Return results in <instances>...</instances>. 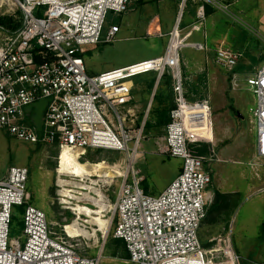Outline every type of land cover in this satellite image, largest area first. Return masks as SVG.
<instances>
[{
    "label": "built area",
    "instance_id": "2783aa9c",
    "mask_svg": "<svg viewBox=\"0 0 264 264\" xmlns=\"http://www.w3.org/2000/svg\"><path fill=\"white\" fill-rule=\"evenodd\" d=\"M23 12L22 28L12 33L0 27V129L19 140L58 145L61 161L66 151L79 159L88 151H121L129 155L112 203V217L104 241L122 240L129 260L137 264H240L231 234L224 245L206 249L199 230L213 202L206 192L212 183L208 160L192 151V117L210 113L207 102L193 105L186 99L179 25L170 32L163 55L89 74L85 48L111 42L120 26L109 25L113 16L129 11L132 0H16ZM207 50L204 43L190 44ZM214 61L234 75L241 55L220 46ZM172 71L175 107L157 144L159 154L179 157L183 166L159 195L142 187L145 177L136 161L145 139L146 119L138 127L133 101V78L156 72L158 83ZM234 77H236L234 75ZM256 97L252 109L256 123L255 150L264 160V62L246 78ZM156 92V90H155ZM48 99L42 138L26 108ZM150 101L147 116L151 110ZM210 116V115H209ZM211 123V118H210ZM85 183L83 177H79ZM29 169L11 166L0 179V264H100L104 247L93 256L83 254L70 240L77 238L65 225L68 238L52 231L46 214L31 205L27 192ZM91 201L94 203V201ZM14 206L24 207L22 235L10 237ZM79 226V223H78ZM24 239V243L22 240Z\"/></svg>",
    "mask_w": 264,
    "mask_h": 264
},
{
    "label": "rangeland",
    "instance_id": "374dc122",
    "mask_svg": "<svg viewBox=\"0 0 264 264\" xmlns=\"http://www.w3.org/2000/svg\"><path fill=\"white\" fill-rule=\"evenodd\" d=\"M19 12L23 15L16 0H0V16L18 18ZM108 24L120 26V31L111 42L85 48L83 58L89 74L163 55L170 32L179 25L178 41L188 44L180 50L186 99L193 105L207 102L211 106V123L207 120L201 125L192 117V125L199 126L194 128L200 131L191 133L190 138L192 149L204 144L212 149V154L199 155L208 160L212 174L206 192L213 198L215 189L237 192L235 204L227 213L216 212L203 221L199 239L204 248L212 249L224 245L231 234L233 248L241 256L240 264H264V160L256 155V123L251 110L257 101L246 82L264 62V0H132L129 11L113 16ZM202 41L209 47L206 51L190 45ZM220 46L241 55L236 77L214 61ZM172 75V71L165 73L156 88V72L133 78V101L129 107L134 110L138 127L145 119L146 123L149 121L135 166L145 177L141 187L150 195H159L183 166L181 158L159 154L157 141L164 129L150 126L155 123L158 108L155 99L147 116L155 94L157 100L171 96L175 102ZM128 157L121 151L95 150L86 152L81 161L95 165L103 162L119 170V166L125 167ZM59 162L58 145L25 142L0 129V179L8 175L11 166L27 167L29 203L44 211L54 233L68 238L65 225L74 223L77 228L79 223L80 236L70 241L83 254L93 256L104 247L100 264H137L129 260L124 242L112 237V230L107 240L103 238L112 217L110 204L121 179L84 178L85 185L98 182L99 191L90 196L98 202L103 199L106 204L104 223L99 222V215L79 213L81 206L97 211L99 204L96 207L86 201L88 191L74 186V182L81 183L80 178L58 172ZM23 212L24 207L14 206L16 220L10 237L22 235L19 223Z\"/></svg>",
    "mask_w": 264,
    "mask_h": 264
},
{
    "label": "bare ground",
    "instance_id": "6f19581e",
    "mask_svg": "<svg viewBox=\"0 0 264 264\" xmlns=\"http://www.w3.org/2000/svg\"><path fill=\"white\" fill-rule=\"evenodd\" d=\"M119 170L112 168L110 166H107V164L103 162L98 163V164L96 163V165L91 164L89 161L82 162L81 159H79L78 154L72 153L69 151H66L64 153L62 157V161H61V173L72 175V176H75L76 178H79V177H83L87 179L88 177H99V178H106V179L116 178L121 175L122 171L121 169ZM96 185H98L97 181H93L89 185H85V183L74 182L75 187H79V188H82L88 191L86 194V196L88 197L87 198L85 197L86 201L92 199V201H94V204H96V207L99 204V210L97 211L87 206H81L79 208V213L80 214L85 213L86 215H89V216H91L92 214L99 215L96 219H98L99 222L100 221L103 222L102 219L104 217V212H105L104 207L106 204L103 199H101V201L98 202L99 200L95 201L96 198L90 196L91 193H96L97 191H99ZM100 193L102 194L101 191ZM110 208L112 209V204H110ZM73 224L67 227L69 229V232L73 235L80 236V234L78 233L79 231H77V228L78 229L80 228L78 226H76L77 228L73 227ZM109 224H110V221H109Z\"/></svg>",
    "mask_w": 264,
    "mask_h": 264
},
{
    "label": "trees",
    "instance_id": "16d2710c",
    "mask_svg": "<svg viewBox=\"0 0 264 264\" xmlns=\"http://www.w3.org/2000/svg\"><path fill=\"white\" fill-rule=\"evenodd\" d=\"M137 1L144 2L145 0H137ZM18 15H19L18 18H14L13 16H0V27L9 30L12 33L18 32L23 25V15L21 12H19ZM154 99L158 103V108L155 111V119H154L155 123L154 125H150V126L160 127L164 129V127L170 121V112L175 107V102L171 96H165V97L160 96V98H158L157 100V94H155ZM146 127H149V121H147ZM192 151L195 155L212 154V149L209 144H204L200 149H192ZM236 196L237 194L223 193L218 189H215L214 200L211 206L209 207L208 215L214 214L216 212L218 214L227 213L228 210H230L232 206L235 204L234 199L236 198ZM15 220H16V216H14L13 218L12 226L14 225ZM215 221L216 218L215 220H213V222ZM19 224L23 227V222H20Z\"/></svg>",
    "mask_w": 264,
    "mask_h": 264
},
{
    "label": "water",
    "instance_id": "95a60500",
    "mask_svg": "<svg viewBox=\"0 0 264 264\" xmlns=\"http://www.w3.org/2000/svg\"><path fill=\"white\" fill-rule=\"evenodd\" d=\"M158 83V78L157 82L155 85V88L157 87ZM48 104V99L38 101L26 108L27 114L30 115L31 121L36 125L38 133H39V138H42V124H43V115L45 108Z\"/></svg>",
    "mask_w": 264,
    "mask_h": 264
},
{
    "label": "crops",
    "instance_id": "0c3cea01",
    "mask_svg": "<svg viewBox=\"0 0 264 264\" xmlns=\"http://www.w3.org/2000/svg\"><path fill=\"white\" fill-rule=\"evenodd\" d=\"M180 16V15H179ZM179 19V18H178ZM212 32H213V30H212ZM207 39H208V36H207ZM202 43H205L204 41H202ZM207 43V45H208V42H206ZM209 46V45H208ZM209 48V47H208ZM197 50V49H196ZM198 51H201V50H198ZM204 51V50H203ZM206 51V50H205ZM209 104V103H208ZM209 106H210V104H209ZM210 108H211V106H210ZM193 118H195V120L197 121V120H199V122H200V124L201 125H205V121H207V120H210V117H209V114L208 113H197L196 115H193ZM212 126H213V124H212ZM164 191V190H163ZM224 193H226V192H224ZM227 193H234V194H237V192L236 191H232V192H227Z\"/></svg>",
    "mask_w": 264,
    "mask_h": 264
}]
</instances>
